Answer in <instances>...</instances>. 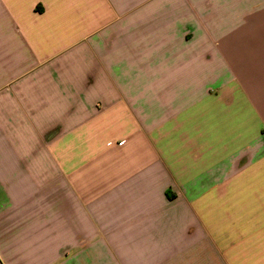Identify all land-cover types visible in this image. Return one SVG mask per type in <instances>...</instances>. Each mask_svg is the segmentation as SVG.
<instances>
[{"label":"crops","instance_id":"1","mask_svg":"<svg viewBox=\"0 0 264 264\" xmlns=\"http://www.w3.org/2000/svg\"><path fill=\"white\" fill-rule=\"evenodd\" d=\"M0 264H264V0H0Z\"/></svg>","mask_w":264,"mask_h":264}]
</instances>
